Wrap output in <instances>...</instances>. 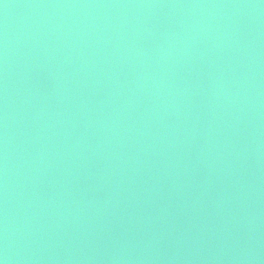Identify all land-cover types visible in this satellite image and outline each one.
<instances>
[{"label":"water","instance_id":"water-1","mask_svg":"<svg viewBox=\"0 0 264 264\" xmlns=\"http://www.w3.org/2000/svg\"><path fill=\"white\" fill-rule=\"evenodd\" d=\"M3 264H264V0H0Z\"/></svg>","mask_w":264,"mask_h":264},{"label":"clouds","instance_id":"clouds-1","mask_svg":"<svg viewBox=\"0 0 264 264\" xmlns=\"http://www.w3.org/2000/svg\"><path fill=\"white\" fill-rule=\"evenodd\" d=\"M0 264H3V262H2V261H0Z\"/></svg>","mask_w":264,"mask_h":264}]
</instances>
